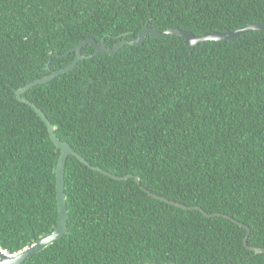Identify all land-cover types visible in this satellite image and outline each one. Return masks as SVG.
Returning a JSON list of instances; mask_svg holds the SVG:
<instances>
[{
  "label": "trees",
  "instance_id": "1",
  "mask_svg": "<svg viewBox=\"0 0 264 264\" xmlns=\"http://www.w3.org/2000/svg\"><path fill=\"white\" fill-rule=\"evenodd\" d=\"M262 22L264 0H0V247L18 253L58 220L61 151L17 90L89 38L112 48L146 26L202 36ZM24 97L92 166L141 181L70 156L68 233L24 264H264L244 243L264 248V31L194 47L149 35Z\"/></svg>",
  "mask_w": 264,
  "mask_h": 264
},
{
  "label": "water",
  "instance_id": "2",
  "mask_svg": "<svg viewBox=\"0 0 264 264\" xmlns=\"http://www.w3.org/2000/svg\"><path fill=\"white\" fill-rule=\"evenodd\" d=\"M257 31H264V22L257 23V24H251V25L242 27L240 29H237L235 31H232V32H225V33L214 32V33H207L202 36H196L193 32L183 30L178 27L170 28L164 32H159L151 27L146 26L143 28V30L140 32V34L138 35L136 39H122L118 43H116L112 48H109L106 45L105 40L99 43L95 39L89 38V39L84 40L81 44H79L76 48H74L73 50L69 52V53L77 54L75 61L70 66L54 71L50 75L37 79L31 82L30 84H28L27 86H25L24 88L17 90L16 95H17L18 100L30 106L40 116V118L45 122L48 128L51 140L53 141L55 146L61 151L60 158H59V161L57 163V168H56V197H57V205H58V220H57V227L53 232L43 236L37 242L24 248L18 253L9 254L7 251L3 250L0 247V264H24L32 256L41 253L47 247L51 246L54 242L61 240L68 233L69 213H68L67 198H66V193H65V170H66V164H67L68 158L70 156L76 157L79 161H81L83 164H85L92 170L102 172L103 174L111 177L112 179L127 180L130 178H135L137 181V184L141 186V181L137 176H134V175L117 176L99 167L92 166L85 158H83L79 153H77L69 143L61 141L56 136L55 128L51 124L46 114L38 106L32 103L29 99L24 97V95L29 90H31L32 88L36 86L49 83L53 81L54 79L60 77L61 75L74 71L77 68V65L86 58L87 59L94 58L100 53L116 55L126 45L142 46L145 43L149 35L154 38H165V37L174 35V36L183 38L185 40V44L188 47H194V46H198L208 41L231 40L234 38H238L239 36H242L246 33L257 32ZM88 45H91L96 49V53L92 56H84L82 53L84 47ZM62 56H68V53ZM142 188L152 197L159 199L163 202H166L168 204L177 206L185 210H200L207 217L224 216V217L230 218L233 222H236L240 226L245 227L244 224L229 217L228 215H223L221 213L210 215L206 211H204L201 207L187 206L179 202H175L173 200H169L167 198H163L161 196L155 195L152 192L146 190L144 187ZM244 243L247 248L254 251L255 253L257 254L264 253V248L250 247L248 245V236L245 238Z\"/></svg>",
  "mask_w": 264,
  "mask_h": 264
}]
</instances>
